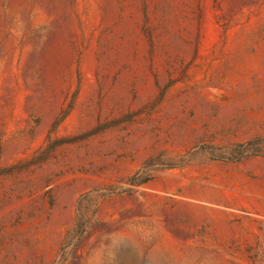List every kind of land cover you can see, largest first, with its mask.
Listing matches in <instances>:
<instances>
[{"label":"rangeland","instance_id":"374dc122","mask_svg":"<svg viewBox=\"0 0 264 264\" xmlns=\"http://www.w3.org/2000/svg\"><path fill=\"white\" fill-rule=\"evenodd\" d=\"M0 264H264V0H0Z\"/></svg>","mask_w":264,"mask_h":264}]
</instances>
